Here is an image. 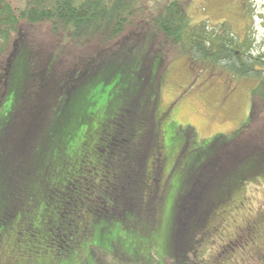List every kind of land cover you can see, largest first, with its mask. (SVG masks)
Here are the masks:
<instances>
[{
    "label": "trees",
    "instance_id": "trees-1",
    "mask_svg": "<svg viewBox=\"0 0 264 264\" xmlns=\"http://www.w3.org/2000/svg\"><path fill=\"white\" fill-rule=\"evenodd\" d=\"M145 1L24 0L17 8L0 0V264H45L37 261L44 254L58 264L98 223L102 231L119 222L136 246L154 249L169 216L172 264H196L198 245L244 205L242 185L262 176L264 124L237 137L264 107V60L249 34L240 43L224 23L214 31L193 22L190 0H156L155 9ZM184 52L257 83L249 122L234 139L215 135L204 148L216 153L195 156L193 174L173 186L185 147L172 156L170 113L155 108L165 65ZM100 76L105 95L95 105Z\"/></svg>",
    "mask_w": 264,
    "mask_h": 264
},
{
    "label": "rangeland",
    "instance_id": "rangeland-1",
    "mask_svg": "<svg viewBox=\"0 0 264 264\" xmlns=\"http://www.w3.org/2000/svg\"><path fill=\"white\" fill-rule=\"evenodd\" d=\"M10 1L17 8L24 5V0ZM156 4V0L145 1L147 9H155ZM186 9L193 22H204L211 30L217 31L224 23L233 38L240 43L249 34L252 40L251 52L255 56L260 55L264 60V0H190ZM38 30L43 33L45 27L41 25ZM90 47H94V43ZM25 51V48L21 50L18 63L26 60ZM66 53L71 54L70 51ZM67 56L71 58L70 55ZM22 64L17 66V77L24 72L21 69ZM258 68L263 72L264 66ZM103 78L100 76L92 83L95 105L103 102V97L100 96L105 95ZM256 79L232 75L219 63L196 58L190 61L186 52L169 58L159 80L155 110L157 114L166 110L170 113L164 130L167 142L173 145L172 156L175 157L185 147L172 176L173 186L193 174L187 166L195 156L200 154L199 158H202L216 153V148L212 151L204 148L215 135L224 133L230 139L249 122L251 90L257 83ZM260 111L258 118L248 124V130L243 129L240 132L237 136L239 139L246 140L249 135L261 131L264 107H260ZM218 147L220 149L222 145ZM171 158L168 167L173 163L174 158ZM238 193L243 194L241 196L244 207L238 205L220 223V229L217 228L216 232L198 245L196 264H264V172L262 176L246 181ZM232 203L237 204V195ZM244 218L246 221L256 219L255 225L252 223L245 229ZM171 223L170 216L162 221L160 232L153 235L154 249L136 246V241L131 239V235L124 231L119 222L109 223L108 230L106 227L102 231L101 224L98 223L93 236L84 240L71 256L58 260V264H172L173 259L167 246ZM242 227L243 232L238 234L239 239L236 240L233 234L237 228ZM252 227L257 233L251 236ZM226 244L232 247L226 248ZM50 259L52 258L49 254H44L37 261L48 264Z\"/></svg>",
    "mask_w": 264,
    "mask_h": 264
},
{
    "label": "flooded vegetation",
    "instance_id": "flooded-vegetation-1",
    "mask_svg": "<svg viewBox=\"0 0 264 264\" xmlns=\"http://www.w3.org/2000/svg\"><path fill=\"white\" fill-rule=\"evenodd\" d=\"M243 207H244V205H243ZM244 220H245V223H246V225H245V229H248L251 225H252V223H254V225H255V220H248L247 219V221H246V219L244 218ZM243 232V227L242 228H237L236 229V232L233 234L234 235V237H235V239L236 240H238L239 239V236H238V234H241ZM229 241V240H228Z\"/></svg>",
    "mask_w": 264,
    "mask_h": 264
}]
</instances>
